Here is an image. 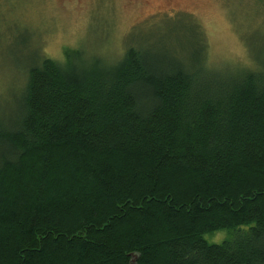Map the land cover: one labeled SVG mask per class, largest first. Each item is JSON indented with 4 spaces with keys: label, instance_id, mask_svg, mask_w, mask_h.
<instances>
[{
    "label": "trees",
    "instance_id": "16d2710c",
    "mask_svg": "<svg viewBox=\"0 0 264 264\" xmlns=\"http://www.w3.org/2000/svg\"><path fill=\"white\" fill-rule=\"evenodd\" d=\"M197 37L29 67L0 122V264H264V58L215 67Z\"/></svg>",
    "mask_w": 264,
    "mask_h": 264
},
{
    "label": "rangeland",
    "instance_id": "374dc122",
    "mask_svg": "<svg viewBox=\"0 0 264 264\" xmlns=\"http://www.w3.org/2000/svg\"><path fill=\"white\" fill-rule=\"evenodd\" d=\"M195 24L212 66L264 58V0H0V122L16 115L41 55L80 49L111 62L132 44L181 55L199 40Z\"/></svg>",
    "mask_w": 264,
    "mask_h": 264
}]
</instances>
